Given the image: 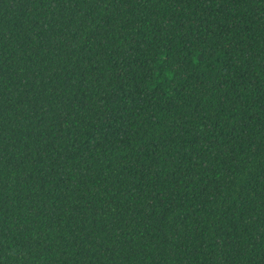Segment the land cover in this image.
<instances>
[{"label": "trees", "instance_id": "16d2710c", "mask_svg": "<svg viewBox=\"0 0 264 264\" xmlns=\"http://www.w3.org/2000/svg\"><path fill=\"white\" fill-rule=\"evenodd\" d=\"M0 264H264V0H0Z\"/></svg>", "mask_w": 264, "mask_h": 264}]
</instances>
